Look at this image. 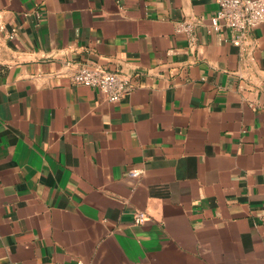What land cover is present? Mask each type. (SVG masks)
<instances>
[{"label":"crops","instance_id":"1","mask_svg":"<svg viewBox=\"0 0 264 264\" xmlns=\"http://www.w3.org/2000/svg\"><path fill=\"white\" fill-rule=\"evenodd\" d=\"M217 9L0 0V264H264V24L236 47Z\"/></svg>","mask_w":264,"mask_h":264},{"label":"built area","instance_id":"2","mask_svg":"<svg viewBox=\"0 0 264 264\" xmlns=\"http://www.w3.org/2000/svg\"><path fill=\"white\" fill-rule=\"evenodd\" d=\"M218 6L210 19L214 32H229L231 43L236 47H243L248 33L264 24V0H212ZM177 32L184 33L194 40V25L181 23ZM16 30L10 32L9 37L15 38ZM1 79V72H0ZM77 85L96 89L103 94L108 102L115 103L122 100L131 90V80L117 72L97 65L80 67L73 76ZM132 176H138L133 172ZM142 213L135 214V223L145 221Z\"/></svg>","mask_w":264,"mask_h":264}]
</instances>
